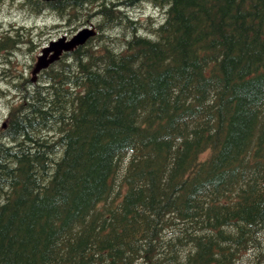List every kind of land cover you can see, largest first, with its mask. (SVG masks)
Here are the masks:
<instances>
[{"label":"trees","instance_id":"obj_1","mask_svg":"<svg viewBox=\"0 0 264 264\" xmlns=\"http://www.w3.org/2000/svg\"><path fill=\"white\" fill-rule=\"evenodd\" d=\"M3 2L97 32L0 83V264H264V0Z\"/></svg>","mask_w":264,"mask_h":264},{"label":"rangeland","instance_id":"obj_2","mask_svg":"<svg viewBox=\"0 0 264 264\" xmlns=\"http://www.w3.org/2000/svg\"><path fill=\"white\" fill-rule=\"evenodd\" d=\"M134 16H137L140 20H144L146 16L155 13L153 8L148 4H141L140 7H134L130 9ZM155 19L158 20L161 18V12L155 13ZM54 16L43 15L39 17H30L28 14H24L21 11H18L13 5H10L7 2L0 4V25L6 27V30L9 31L12 28H23L21 32L27 35L29 30L28 38L31 40V44L21 47L19 51L13 53V56H10L11 64L6 66L10 70L3 69L5 62V55L0 51V83H3L2 80H5L10 75H28V78L31 77V70L36 62V57L39 55L42 47L47 46L48 42L56 40L62 35L72 36L78 30L84 27L93 26L87 24L81 26L80 24H68L61 22H54ZM94 27V26H93ZM95 29V27H94ZM26 30V31H25ZM96 30V29H95ZM73 34L71 35L70 33ZM97 32V31H96ZM2 33V34H3ZM119 35L118 32H116ZM120 37H122L120 35ZM95 38V36L93 37ZM15 68L18 70L16 71ZM7 110L5 107V101L2 95L0 94V124L3 123L4 118L6 117ZM251 254L249 257H252ZM247 258V257H246ZM243 264H252L247 263V259H243Z\"/></svg>","mask_w":264,"mask_h":264},{"label":"water","instance_id":"obj_3","mask_svg":"<svg viewBox=\"0 0 264 264\" xmlns=\"http://www.w3.org/2000/svg\"><path fill=\"white\" fill-rule=\"evenodd\" d=\"M55 1V0H42ZM96 35L93 27H84L77 31L69 39L61 36L56 40L50 41L44 46L40 54L36 57V62L31 70V81L34 82L39 73L46 70L50 65L57 62L63 54L74 51L76 48L83 46L89 39Z\"/></svg>","mask_w":264,"mask_h":264}]
</instances>
